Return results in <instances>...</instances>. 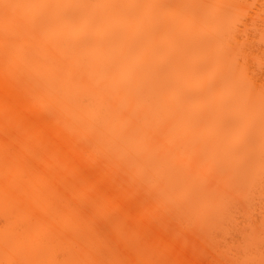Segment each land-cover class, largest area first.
Returning <instances> with one entry per match:
<instances>
[{
  "label": "bare ground",
  "instance_id": "obj_1",
  "mask_svg": "<svg viewBox=\"0 0 264 264\" xmlns=\"http://www.w3.org/2000/svg\"><path fill=\"white\" fill-rule=\"evenodd\" d=\"M200 2L209 7L179 46L158 21L105 9L63 11L62 29L45 25L37 47L0 40V77L15 81L7 159L39 211L28 226L44 227L49 206L65 229L48 264L74 250L93 264L264 260L261 82L250 77V94L227 57L230 22L247 15L245 27L260 28L264 0ZM237 44L264 54L258 30ZM3 120L0 108V180Z\"/></svg>",
  "mask_w": 264,
  "mask_h": 264
},
{
  "label": "snow or ice",
  "instance_id": "obj_2",
  "mask_svg": "<svg viewBox=\"0 0 264 264\" xmlns=\"http://www.w3.org/2000/svg\"><path fill=\"white\" fill-rule=\"evenodd\" d=\"M207 7L209 6L200 0H148L140 3L108 4H46L33 0H0V40H22L28 48L37 47L43 42L41 31L45 25L55 24L58 30L62 29L63 11L105 9L114 13L135 11L148 22L158 21L164 35L179 46L186 38L189 27L195 28ZM248 19V16L244 15L230 22L227 57L233 70V79L248 89L250 94H257L250 77H255L261 82L258 95L261 135L264 137V54L257 60L246 55L237 44L241 35L250 36L258 30L261 35V47H264V25L260 28L245 27ZM8 67L12 72L19 74L15 64L9 63ZM74 70L73 64L64 69L68 73ZM14 86L15 81L7 75L0 77V108L3 111L5 130L3 142L7 145L3 179L0 180V204L3 209L0 215V264H48L52 251L61 245L60 234L65 229L49 206L42 221L44 227L28 226L29 221L39 211L31 200L23 195L21 189L25 188V185L21 175L15 165L7 159V154L12 153L16 147L11 139L17 134L12 123L11 95ZM65 264H93V261L89 256L74 250ZM261 264H264V260Z\"/></svg>",
  "mask_w": 264,
  "mask_h": 264
}]
</instances>
